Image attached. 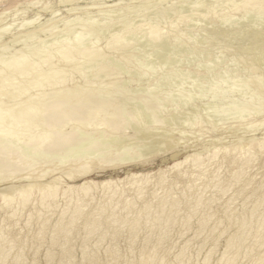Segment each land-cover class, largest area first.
Instances as JSON below:
<instances>
[{"label": "bare ground", "instance_id": "6f19581e", "mask_svg": "<svg viewBox=\"0 0 264 264\" xmlns=\"http://www.w3.org/2000/svg\"><path fill=\"white\" fill-rule=\"evenodd\" d=\"M79 1L80 0H59L58 2L61 4H65V6H69L66 8L65 12L68 11L70 13L72 12V10H75V9L77 10L78 8H80ZM161 1L163 0H119V1L117 0V1H114L113 3H109L108 5H106L105 6L106 10L105 9L104 10H105V13L107 12L109 15H112L113 17L115 16L116 20L109 23L108 21L109 20L112 21V19L109 18V15L105 14L106 18L107 16L109 18L108 21L105 22L103 18L101 17L100 19H102V22L98 23L100 21L99 20L96 23L97 27L95 26L96 29L99 30L100 34H101V31H105V30L108 32L113 31L115 33V34L112 33L114 34V36H112L114 39L112 41L113 43H111V44H114L115 47H120V46H123L124 44L125 45L127 44L125 47L128 46L129 48L130 46L128 45V42L134 40V42H136L137 44L136 46L137 49H139L140 51L139 55H136L135 58H133L135 59L134 63L138 61L137 65L139 63V66L140 65L142 66L144 64L147 70H154L155 68H157V73H159V71H161V69L164 67L168 70H172V69L174 70L175 68L179 69L178 66L179 64L182 63V60H183L181 56L184 57L186 54H189L188 52L189 49L186 47L187 45L185 46V45L179 44L178 42L172 43V41H170L167 37L163 36L162 34L163 29H161L162 26L160 27V29L155 27L153 23H155V25L157 26L158 25L156 24L157 19L152 20L153 18L151 20L154 22H152L151 25L154 26L153 30L156 29L155 31H152V27H149V28L146 27L147 29L146 31H144L143 30L144 28L142 27L143 26L142 25L141 32H144V33L141 36L140 35L136 36L137 34L135 32H131V33L128 32L129 29L120 34L119 32L121 31V29L126 28L125 27L126 25L129 26L132 23L133 20H131V23L128 24V19L130 18L132 19V17H134L135 15L137 16L138 13H141L147 8H150V6H152L153 4L157 2H161ZM165 1L166 0H164V2ZM201 1L199 0V2ZM208 1L209 0H207L206 2ZM236 1H231V2L233 3ZM89 2L90 0H88V3ZM193 2H196V1L194 0ZM38 3H39V0H0V31L2 32L4 31L3 33H5V31L8 30L7 28H9L5 25V23L1 24V22H3L2 15L7 13V11L15 7L18 8L24 5L31 6V5H35ZM217 3L219 4L218 0L215 4ZM237 3L239 2L237 1ZM158 4L161 6L160 3ZM209 4L208 6L207 5L204 6L201 3V7H199L200 6L199 4H198L199 5L198 7L202 8V6H204L207 9L211 5H215L212 2L210 6ZM44 5L46 4L44 3ZM52 6L53 8L50 11L53 13L55 11V4L51 5L49 8H51ZM178 6H180L181 8L182 5L180 4ZM227 6L228 5L224 7H227ZM99 7L98 9H100ZM217 7L218 6H216L215 8ZM44 8H46V6ZM155 8H158V6ZM212 8H214V6ZM233 8L235 9L237 7L234 6ZM240 8L241 9L251 8L252 10L251 9L250 11L247 10L249 11L248 15H245L247 13V11L245 10L246 13L243 12L244 13L243 15H245V17H242V18L237 17L238 19H235L233 21H229L227 18L228 21L226 22L225 21L223 22L220 21L219 23L211 22L209 24V23H205L204 22L205 20H204L202 21L204 22V24L202 23L203 25L201 24L202 26L198 22V26H201V29L205 33L203 36L200 35L201 37L199 39H196V38L194 39L197 41V43L199 41L198 46L200 43L205 44L206 42H215L214 44L222 43L220 44L222 46L221 47L219 46V47L220 48L223 47V50L226 48L230 56L233 55L231 57L232 59L234 56L238 58V56L240 55L239 60L242 63L241 66L244 69H247L245 72H247L248 70H251L250 72H248V73H251L252 71L255 72L256 70L258 72L260 70L261 75L258 73L260 76L257 75L258 77L254 79H251V78L247 79L246 77H244V79L246 78L244 80L242 78L243 77L242 74H240V76H242L240 78H242L241 80H243L244 82L243 84H246V85L249 84L250 86L255 88L253 90H255L256 92L260 93V95H262L264 94L263 92L264 91L263 90V85H264V40L263 39L264 38H260L261 42L263 43H255L253 39H258L256 35L257 34L256 27H258L260 24L264 25V14L262 13L264 12V1L263 0H242ZM161 9L160 11H162ZM191 9H192V6L190 8V5L188 6L185 5L183 7L184 11L183 10L182 11L186 14L187 11L188 13L191 12ZM193 9L195 8L193 7ZM85 10L86 12L83 13V14H86L85 16H87V14H89L90 12H93V11H90V9H85ZM168 10L166 12H168ZM160 11H157V12L160 13ZM220 11L222 12L221 9ZM61 12L60 14L62 16ZM150 12H151V15L154 17L155 14L154 15L152 14V9ZM224 12L226 14V11ZM173 13H171L169 10L170 15ZM205 13H202V16ZM256 13H260L261 15L258 14L257 16L255 15ZM53 14L55 15V13ZM231 14H232V11H231ZM41 15L38 13H35L33 17H31L30 19H27L26 21L24 20L19 25H16L14 22L13 24H15V26H17L18 29L16 31V29L14 28L15 33L8 34V37H6L3 41L1 39L2 42L0 41V52L3 50L2 52L6 54L5 51L9 50L11 47L9 49H6V48L10 46L11 44L16 43L17 41L20 42L21 39H29V38L33 39L36 36L38 37V35H42V34L44 35V33L49 30V29L47 30V28L45 29L46 27L45 23H47V21L51 19L48 18L46 21L45 20L44 22L42 21L43 23H40L39 21L40 24L35 25L36 21L39 20V17L41 18ZM212 15H215V13ZM159 16L161 18V15ZM166 16H168V14ZM194 16H195V13H194ZM223 16L225 17V15ZM141 17L142 16H140V19ZM51 18L53 19V17ZM147 18H149L148 15H147ZM143 19L144 17H142L141 20ZM161 19L163 20V17ZM162 20L160 22L158 20V22L161 23V25H162ZM187 20L189 22L188 17H187ZM59 21H61V19ZM83 21L84 20H82L81 22L80 21H77V22H79V24L80 23L82 24ZM88 21L90 22L91 20H88ZM93 21H91V23ZM163 21H166V20H163ZM74 22H76L75 19H74ZM87 22L85 21L84 23L86 24ZM56 23H54V25H56ZM61 23L62 22H60V24ZM60 24L59 25L57 24V25L60 26ZM2 25H4V27H1ZM71 25L75 26V24H71ZM71 25L68 26V30H69V27H71ZM91 25L93 26L94 24L92 23L90 24V26L88 24L89 27H91ZM80 26L82 28V25ZM172 26L174 25L172 24L171 27ZM191 26H190V30H191ZM198 26H195V27L197 28ZM61 28L63 29V27ZM53 29L54 28H52V30ZM96 29H92V30L95 31ZM187 29H189V27L186 28V30ZM61 30L59 31V33L65 32V30H63V32ZM79 30H82V29H79ZM190 30H188L187 32H190ZM72 31L74 30H71L70 33H72ZM88 32L89 34L90 32L92 33L91 30ZM59 33L57 32L58 37H59ZM99 33H97L96 35L97 37ZM79 34L81 36V33ZM79 34L77 33V38ZM197 34L195 33L194 35L199 36ZM84 35L85 34H82V36ZM86 35H87V32H86ZM94 35L92 36V38L94 37ZM55 36L53 35V37ZM71 37L76 38V34L75 36H70V38ZM127 38L130 40L127 41ZM43 39L47 41L45 38ZM48 39H51V38H48ZM66 40H67V37H66ZM95 40L93 38V41L90 43H93ZM181 40H184V38ZM65 41L64 43H68ZM184 41L186 43V40ZM31 42H33V40L30 41V44ZM41 42L39 43L36 40V44H40L39 45L40 47L43 44ZM54 42H52V44ZM71 42L69 41L70 44H68L67 46L64 45L63 47L61 46L59 48L57 47V45L59 44L54 43L53 46L56 45L55 47L57 49L51 46L53 50L52 48H50V51L51 50L54 52L56 51L54 53L55 55L60 54L62 57L59 56V58L61 57L63 58L62 60L66 62H70L69 61L70 55L68 54H69V51L72 52L74 50V49L69 50L73 48V47L71 48L68 47L74 41L72 43ZM78 42H75L77 44L76 45L77 47H78ZM61 43L60 45H62ZM88 43L89 41L87 42V44ZM103 43L105 45V42ZM47 44H48L47 46H49L51 43L50 44L47 43ZM84 44L85 43L81 45L82 48L80 49L75 48L77 51L76 53H78L82 57H87V58L95 55L96 61H94L93 63L95 65H92L95 67L91 68L88 65L86 67L90 68V71H89L90 73L89 72L87 73V78L90 77L92 79V77H94L96 82L90 81L87 78H85L87 82H85L86 84L82 83V85L76 82L73 84H65V82L67 81L65 79H67V77L70 78L71 75L68 76V74H65L62 71L63 69H60L59 67L54 66V64L52 63V60L54 61V59L48 57L47 54L49 52L47 49L44 48L43 46L44 44L42 45L41 48H38L39 46L36 45L37 48L33 47L34 49H32L30 45L28 44V47H30L32 50L26 53L25 55L24 53L18 54V55L15 54L11 59L6 58V60L8 61L4 62L2 60L5 59V56H7L6 54L2 56V60L0 59L1 61V64H0V210H3L6 214L9 215V217H14L15 212H19L24 207H27L28 213H27L26 218L36 220L40 217H43V215L47 213L48 208L50 207L58 208V210L55 213V218L53 220L51 219L50 221L52 230H50V232L45 235V237L49 239L50 241L57 240L56 247H54L53 245L55 244L54 242H51L50 244H46L48 245L46 247V250H44V252L45 251L46 252L45 254L42 255V257L45 255L44 257L45 264H189L188 258H187L188 262L185 261L186 259L185 256L187 254L185 250L187 246L185 244H187L188 241L187 243H183V245L185 246L182 247L181 245V248L179 246L180 250L176 252V254L174 253V255H172V259L169 258V255L172 253L171 252L172 250L170 249L171 242L169 241L170 245L167 242L168 246H170L169 248L165 244H166V241H168L167 239L169 238V236L173 237L171 234V231L172 230L174 231V229H178V227H184L186 231V228L189 227V225H191L192 223L191 220L195 216H196V222H197L195 229H194L196 232V236L197 234H201L208 228L209 226L208 223L211 220V218H213V215L214 213H216V211L212 210L213 212H211L209 210L208 212H205V209L206 208L210 209L209 208L210 202L212 201L213 203V201L217 199L213 198L214 195H211L210 197L208 196L207 199H204L203 191L206 190L207 187L210 186L211 188H213L214 194L215 193L221 194V192L223 193L225 191H228V189L233 184L241 183L238 191L235 192V194H237L238 197L240 196L239 194H241V192L249 188V186L253 183L254 179L252 177L251 178L245 177L247 174L246 173L247 169L253 166L255 161H260L264 163V133L261 136H257L251 132L252 130L254 131L256 130L258 124L256 128L252 129L251 127V130H247V129H250L249 126H253L254 124L258 122L257 121L256 123L253 124V121L250 120V121H247L248 123L246 122L244 124V125H247L249 128L247 129H245L246 127L242 128L241 132L243 133V135L238 137L237 140L224 141V139H222V137L220 136L219 137L216 136L214 138L212 137L211 139H208V140H206L205 138H201L203 133L201 132L200 129H197V127H194V126H198L199 124L198 116L202 114L203 117H206L208 120H213V121L215 120L219 122L225 119L223 118V116L225 115L227 116L228 114L227 112H229V114L231 113V116H232L234 115L232 113L235 112L236 110V109L235 110L233 109L232 111V107H231V110H226L227 112L225 111L227 114H223L222 111L220 110L222 109V106H223V105L221 106L222 104L221 103L222 101L220 100L221 98H218L220 96L218 97L212 96L209 98V100L203 101V97L199 92L195 94V91L198 90L197 88L201 85V82L206 80L210 72L209 70H211L210 68H212L213 65H215L216 63H214L212 67L209 64V68H208V64H206L207 66L202 71L203 73L201 72L202 74L198 73L200 72L199 69H195V70H198L197 74H201V76L199 75L198 78L204 79V80L199 81V79H197L200 83H197L199 84V86L197 84L196 85L194 84L193 87L195 86L197 87V88L195 87L196 90H193L194 93L191 92L190 90L192 88L189 89L188 87V89L190 90V93L192 94L188 93L187 91L188 89L186 90L187 93L185 94L184 92H182L181 94V92H178L179 90H177L179 89L178 87L179 84H182V83L185 84L184 78L187 77L186 76L187 74L185 75L186 77H183L182 73L177 74L175 73L176 71L168 72L165 68L164 69L166 70V72L161 74V72L163 71L162 70L159 74V76L162 75L161 78L157 77L156 79L155 78L153 79V75H152V79L155 80L154 83L157 84V87L151 88V90L147 89L145 92L140 93L142 89L147 88V86L144 87L143 83H147L148 85V80L146 79V77L142 79V80H146V82H143L141 80V78L145 76V75H141L142 71L139 72L140 74L138 72H134L136 76L129 75L126 78H123L122 75L125 72H123L121 66L124 65L123 61L126 58H124L123 61L120 60L121 57L115 58L116 56L115 57L109 56L110 57L109 58L106 56L108 54L105 55L104 52H102V50L85 47L86 44L85 45ZM111 44H110V47H111ZM93 45L94 44H92V46ZM86 46H90V45H86ZM107 46L109 47L108 44ZM188 46L190 48V45ZM134 47L135 46H133V48ZM24 48H22V50ZM105 48H104V51H105ZM226 49L224 51H226ZM14 50L16 51V49ZM17 50L19 51V49ZM27 51H28V48L26 52ZM198 51H200V48L198 49ZM2 52L0 53L1 55H2ZM127 52L130 53L129 51ZM73 53L75 52H72V54ZM201 53L203 54L204 52L202 51ZM228 53H227V56L229 55ZM45 54L47 55V57L45 56ZM200 54L198 53L197 58ZM202 54L201 56L203 57ZM33 56L35 58L37 56L38 58L40 57V61L43 59L41 62L43 67L46 66L45 63L47 62V67L45 69H41V67L38 66L41 64H37L39 63V61L38 62L34 61ZM53 56L54 55L52 54V57ZM132 56L134 55L132 54ZM201 56H199L200 57L199 60L202 58ZM186 57L187 56H185V59L188 58ZM75 59H76V54L71 58V60L75 61ZM189 59H187L188 61L186 60L188 65L190 61L194 60V62H196V60H198V59L196 60L195 59L189 60ZM207 59H205L204 61H206ZM44 61L45 63L43 64ZM127 61H130V60L128 59ZM184 61L185 60H183V63ZM212 61L216 62V60H212ZM194 62L192 61V63ZM236 62H237V59H236ZM205 63H207V61ZM233 63L237 64L235 62ZM186 65L184 64V66ZM239 65L240 64H238V66ZM218 66H220V64ZM158 67L160 68L162 67V68L158 69ZM224 67L227 68V66H224ZM224 67L223 69H225ZM213 68H214L213 70H215V68L217 69L216 66H214ZM239 68L237 69L238 72L240 70ZM244 69H243V72H244ZM183 72L186 73V71L184 70ZM219 72L220 71L218 72L215 71L213 73L214 74L218 73V75H220ZM233 72L234 70L232 71V75H233ZM188 73L190 74L191 71H189ZM188 76L190 77V75ZM192 76L193 74H191V77ZM212 77L208 76V78H212ZM218 77L221 78L223 76H218ZM219 78H217L218 79L217 81L214 80V82L218 83ZM228 78L230 80V76ZM236 78H239V77H236ZM105 79L113 83L112 85L116 87L117 90L114 91L113 89L111 91L110 87L112 85H108L109 82L104 81ZM192 79H191V83L187 81L188 83H190V86L192 84ZM213 79L214 78H212V80ZM225 79L227 80L226 77ZM134 81H137L140 84L138 85L133 84ZM223 81L224 80H222V82ZM219 82L221 83V81ZM237 82L235 81L234 83L237 84ZM94 83H97V84H94ZM205 83L207 84V82ZM231 83H229L230 86H231ZM212 84H215V83L212 82ZM223 84L224 83H221V86ZM240 84H242L241 81H240ZM134 85H136L137 87H134ZM205 85L201 86V88L205 87ZM246 85H243V86L245 87ZM249 85H248V88H249ZM182 86L184 87V85H181L180 87L182 88ZM213 86L214 85H212V87ZM173 87L174 88L178 87L177 89L173 90V91L178 92V95L173 94L171 95L172 97H170L169 95L166 96L165 95L167 93L166 90L167 89L171 90ZM226 87L228 88L227 85ZM219 88H222V87H219ZM28 90H31L33 92L28 93ZM229 90H231L230 87H229ZM233 90L234 89H232L231 91ZM236 90H237V87H236ZM243 90H241V93ZM245 90L247 89L245 88ZM113 91H114L113 93L114 95L112 94ZM221 91H223V89ZM217 93L215 94V96H217ZM241 93H238V95L239 94L241 95ZM220 94H222V92ZM254 94L257 95V93H254ZM211 95L212 94H210L209 96ZM252 96L254 97L253 94ZM263 96L264 95H262V97ZM246 97H247V100L246 99L245 100L248 101L249 100L248 98L250 97H248L247 95ZM258 97L261 98V96H258ZM260 98H257V99H260ZM251 99L252 98H250V100ZM253 100H256V99L253 98L252 101H250V103L252 104H249V102L248 104L254 105L255 103H257L254 101L255 103L253 104ZM263 100L261 102H263ZM200 101H203V102H200ZM244 101L243 103H246L245 105H248L247 102H244ZM6 104H8V106H5ZM224 104H227V102H225ZM260 106L262 107L263 104H261ZM237 107L240 108V106H237ZM245 108L249 111L248 109L249 107L247 108L246 106ZM255 108L256 110H259L257 109L258 105L255 106ZM188 111H190L191 113H188ZM249 112H246V111L244 112L245 118H246V114ZM215 113H220V114L222 113L221 115L223 116H220V114L218 116V114H215ZM196 114L198 115L196 116ZM251 116H249V118H251ZM227 117H230V116L228 115ZM263 119L261 122V124L263 125H261V127L264 126ZM250 123H252L253 125ZM191 128H193V130H191ZM258 129H259V126H258ZM210 131L215 132V127H212ZM36 132H38L37 135H33ZM18 134H20V136H17ZM246 134H249V135H246ZM20 139H23V140H20ZM156 159L160 161V166L163 164L169 163V162H172V163L166 166L165 170L161 168L158 169L159 172L161 170L162 172H160V174L158 172L159 174L158 176L154 175L155 178L153 176L150 177L151 175L149 174V177L153 179L150 182V187L147 189V191H145L147 193V196L145 197V201L141 202V204L138 206H136L138 202V198L143 193V191L141 190L146 188V185H143L144 183L142 184L141 187L140 185L136 184V187L132 186L133 188L131 187V185L134 183H131L130 189L132 190L133 197H131L130 199H126L127 198L126 196L122 198L121 196H123L122 194H124V190L129 187L128 183L130 181H127V184H125V185H128V187L126 186V188H124V185H122L123 183H120L123 180V178L121 180L120 178H113L112 176H109L108 178H105L103 180L96 181L90 177V174L95 170H103L107 168L108 169L126 168L129 166L136 167L139 165L144 166L146 164L152 163ZM217 159H221V161ZM223 160H226V161H229L235 164V168L230 170V176L228 177L227 184L224 186L218 183L219 182L218 171L222 164V163L220 164V162H222ZM213 164L215 165V168H212ZM60 169H63V170L55 174V172ZM36 170H38V172L34 175ZM191 171H193L194 173ZM97 173L98 172L94 174H97ZM125 173L127 175L132 174V176H140V175L144 176L146 174V177H148L147 173L145 172H131L129 168L125 170ZM155 173L157 174V172ZM187 173L188 174L191 173L194 176L192 177L190 181L192 183L188 184L189 183L188 182L187 185L186 183L183 184L180 190L181 193L175 191L176 183H173V181H176L178 178L179 179L185 178V175ZM169 175H171V177H169L171 180L168 184H165ZM141 176L140 178H142ZM130 177L131 175L128 176V179L132 178ZM146 177L144 176L143 179L146 180V183H147L150 180H148L149 177L148 178ZM134 178L137 179L138 177H134ZM76 180L77 181L79 180V182H76ZM124 180L123 182H125ZM199 180L200 182L196 183V181H199ZM136 183L141 184L140 180L139 182L137 180ZM158 190H161V192L158 193ZM235 194L230 196V198H232ZM249 194H250L249 195L250 199H252L251 201L252 204L250 205L251 206L250 208H247V207L244 208L242 206L244 209L240 210L241 212L239 211L238 213H236L234 211L235 209L233 210L230 207L231 206L230 204H232L230 203V201H232L230 199V201L227 204H225L223 208V211L226 216L225 219H227V223L223 225L215 224L213 227H211L212 229H209L210 230L209 233L210 235H212L211 238L213 239L214 237H219L225 234V237L223 236L224 237V246H223L224 249L221 248L223 249V251L221 250L222 253H220L217 260H215V264H236V259L240 254H242V252L243 254L246 252H250L256 246H257V250L259 246H261L260 248L263 247V250H261L259 253H257L256 251V256L252 258L251 256H253V253L252 254L249 253L251 254V256H249L251 258L250 260L251 263L249 264H264V207H263L264 206L263 205L264 204V173H263L261 182H259L258 185L252 189V193H249ZM88 195L90 196V198L92 197L93 205H95L96 208L98 207L97 203H101V202L102 203L105 202V208L100 209L99 207L98 209H96V212L95 210H91L86 215L85 221L81 223L82 225L80 224V227L78 228V230H79V233L80 232L82 233V235L78 241L80 245L79 251L81 252V255H80L81 257L78 255V257L80 258L75 259L76 256L74 257V255L76 253L74 254V252H76V250H74L75 249L74 244L71 243V241L69 240V235L73 231V228L76 226L77 219H79V217L81 216L84 210V207H86L87 205V202H85L84 197ZM60 198L63 199L65 203L66 202L68 203L63 204V201H62V203L60 204L59 203ZM212 198L214 200H212ZM185 199H186V202L183 203ZM235 200L237 199L235 198ZM241 203L243 204V201ZM244 203H245V200H244ZM185 204L186 206H188V208L186 209L184 206ZM29 205L30 206L33 205V207H30ZM103 219H108V222L103 223ZM28 221L30 220H27L26 222ZM15 222L17 223V219L14 220V223ZM44 223H45L44 221L42 222L39 221V224L36 229L38 233L43 230L45 226ZM173 231L172 233H174L176 230L174 232ZM185 231L183 230V232ZM7 233H8V229L6 230L2 224V226H0V264H5V263L7 264L9 260L8 257L10 256L9 254L12 251L13 247L15 246L14 243H16L17 241L16 238H13L10 241H7L6 243H4ZM91 235L95 236L94 245L93 244L91 245L90 241H86V240H89V237ZM121 237H123V239L126 240V243L124 245V251L120 250V247H119L120 245L118 244L120 243L121 240L117 242V240ZM191 237L193 239L192 235ZM221 238L222 237H220V240ZM213 239L211 241H213ZM105 240H107V245L106 246L104 245L105 247H103L102 252L104 255L102 257V254L99 255V248L102 246L101 243ZM29 241L31 242V239ZM26 242L27 241H25V243ZM38 243L40 246L41 243L37 240V244ZM173 243L174 242H172V245ZM31 245L30 247L34 246V245L31 246ZM213 245L211 246V249ZM25 247H27V244L25 245ZM15 248H16V251L14 252V255L11 257V260L9 261L11 264H23L24 261L26 260L24 256V251L22 250L23 248H21L20 245ZM199 248L200 247H198V249ZM209 249L208 251H210ZM35 250H38V249L35 248ZM29 251H30V248H29ZM173 251H176V250H173ZM197 251L199 252V250ZM211 251L213 253V250ZM35 253H33L34 258L30 260V264H38L37 262H39L37 261L35 263V257L37 256V254L36 256H34ZM208 253L209 252H207V255ZM212 255L211 256L209 255V256L212 257ZM244 255H247V253ZM247 257L246 259L249 260V258ZM202 258L204 259V256ZM206 258L204 260L206 261V264H207V261H209V259L211 258H209L208 260H206ZM196 260H194V263ZM26 263H28V261H26Z\"/></svg>", "mask_w": 264, "mask_h": 264}, {"label": "rangeland", "instance_id": "374dc122", "mask_svg": "<svg viewBox=\"0 0 264 264\" xmlns=\"http://www.w3.org/2000/svg\"><path fill=\"white\" fill-rule=\"evenodd\" d=\"M43 1V2H42ZM59 0H39V6H38V4H35V5H24V6H22V7H15V8H12V9H10L9 11H7V13H5V14H3L2 15V17H3V22H1V24H4L5 23V25L7 26V27H9V28H7L6 30L7 31H5V33H3L2 31H0V41H1V39H2V41L6 38V37H8V34H13V33H15L14 31H15V29H16V31H17V26H15V24L16 25H19L21 22H23L24 20L26 21L27 19H30L31 17H33V15L35 14V13H38V14H42L41 15V18L39 17V20H37L36 21V24L35 25H37V24H40V23H43L44 22V20L46 21L48 18L49 19H51V20H48L47 21V23H45V25H46V27H45V29L47 28V30L48 31H46L45 33H44V35L42 34V35H38V37L36 36V37H34L33 39H31V38H29V39H21L20 40V42L22 43H20L19 41H17L18 42V44H17V42L16 43H13V44H11L10 46H8L6 49H9L10 47V49L9 50H7V51H5V53L7 54V56H5V59H3L2 60V56H4V55H6V54H4V52H2V55L0 56V59L2 60V61H4V62H6V61H8V60H6V58L7 59H11L15 54H23L24 53V55L26 54V53H28V52H30L32 49H34V48H37L36 47V45L37 46H39L40 44H36V40L40 43L41 41V43H43L42 45L44 46V48L45 49H47L48 50V57H50V58H53L54 59V61L52 60V59H50V60H52V63L54 64V66L55 67H59L60 69H63L62 71L65 73V74H68V76H70V78H68L67 77V79H65V80H67L66 82H65V84H73V83H78V84H80V85H82V83L83 84H86L85 82H87V80L85 79V78H87V73L90 71V68L89 67H91V68H94L95 66H92V65H95V64H93L94 63V61H96V57H95V55H93V56H91V57H82V56H80L78 53H76L77 51H76V49L75 48H77V49H80V48H82L81 47V45H83V43H85L86 45H90V46H86L85 44V47H89V48H93V49H100V50H102V52H104V54L106 55V54H108V55H106L107 57H115V58H120V60H124V58H126L123 62H124V65H122L121 67H122V70H123V72H125L123 75H122V77L123 78H126L127 76H136L135 74H134V72H141V75H145L144 77H139V78H141V80L142 79H144L145 77H146V79L148 80V85H147V83H143L144 84V87H146L147 86V88L146 89H142L141 90V92L140 93H143V92H145L147 89H150L151 90V88H156L157 87V84H155L154 82H155V80H153L154 78L156 79L157 77H159V78H161V76L162 75H160L159 76V74H160V72H161V74L162 73H165L166 72V70L168 71V72H170V71H176L175 73H179V74H181L182 73V75H183V77H186V78H184L185 79V84L184 83H182V84H179L178 85V87H179V89H177L178 87H173L171 90L170 89H167L166 90V96L167 95H169L170 97H172L171 95H178V92H181V94H182V92H184V94L185 93H187V91H188V93H190V90H191V92H193L194 93V91L193 90H196V88L195 87H193L194 86V84L196 85L197 83H200L199 81H201V80H204V79H199L198 77H199V75L201 76V74L203 73L202 71L205 69V67L207 66L206 64H208V68H209V64H210V66L212 67V65L214 64V63H216L215 65H213V67L214 66H216L217 67V69L215 68V70H213L214 68L212 67V68H210L211 70H209L210 72H209V74H208V76H210V77H212V78H214L213 80H212V78H208V76H207V78H206V80H204V81H202V82H204V83H202L201 82V85L199 86V84H197L199 87L197 88L198 90H196L195 91V94L196 93H200L201 95H202V97H203V101H207V100H209V98L210 97H212V96H214V97H218V96H220V97H218V98H221L220 100L222 101L221 103V106H222V109H220L221 111H222V113L223 114H227V116L229 115L230 117H227L226 115V117L225 116H223V115H221L220 113H215V114H218V116H219V114H220V116H223V118H225V119H223L222 121H213V120H208L206 117H203V115L201 114L200 116H198V122H199V124H198V126H194V127H197V129H200L201 130V132L203 133V135L201 136V138H205L206 140H208V139H211L212 137L214 138V137H216V136H220V137H222V139H224V141H233V140H237L238 139V137H240V136H242L243 135V133L241 132L242 131V128H244V127H246L245 129H247V128H249L250 127V129H247V130H251V127H252V129L253 128H256V126H257V124H258V126H259V129H258V126H257V128H256V130L254 131V130H252L251 132L253 133V134H255V135H257V136H261L263 133H264V126H262L261 127V125H263V124H261V122H262V119L264 118V96L262 97V95H264V94H262V95H260V93H258V92H256L255 90H253V89H255V88H253L252 86H250L249 84H243L244 82H243V80H241L242 78L244 79V77H246L247 79L249 78H251V79H254V78H256V77H258L257 75H259L260 74V70L257 72L256 70H255V72L254 71H252L251 73H248V72H250L251 70H248L247 72H245L247 69H244L241 65H242V63H241V61L239 60V56H238V58H236L235 56L233 57V59L231 58L232 56H230V54L227 52V49H226V51H224L223 50V47L222 48H220L222 45H220V44H222V43H216V44H214L215 42H206L205 44L203 43V44H199V46H198V43H199V41H198V43H197V41L194 39V38H196V39H199L201 36H203L204 35V31L201 29V26L204 24V22L205 23H211V22H213V23H219L220 21L221 22H223V21H233V20H235V19H238L237 17H239V18H242V17H245V15H248L249 14V11H250V9L248 8V9H241L240 7H241V3H242V0H237L239 3H240V5H239V3H237V1L236 0H218L219 1V4L217 3V4H215L216 2H217V0H209L208 2H206L207 0H205V2H204V0H200L201 2H199V0H195L196 2H193L192 0H166L165 2H164V0L163 1H161V2H157V3H155V4H153L152 6H150V8H147L146 10H144V11H142L141 13H138L137 14V16L135 15L134 17H136V18H134V17H132V19L130 18V19H128V24H130L131 23V20H133L132 21V23L129 25V26H125L126 28H123L124 29V31H123V29H121V31L119 32V34L120 33H123V32H125V31H127L128 29L129 30H131V31H129L128 30V32H135L136 34H134V35H136V36H141V35H143V33L144 32H141V30H142V27L144 28L143 30L144 31H146V29L147 28H149V27H152V31H155L156 29H154L153 30V28H154V26L155 27H157V28H159L160 29V27H161V29H163L162 30V34H163V36H165V37H167L170 41H172V43L174 42V43H176V42H178L179 44H182V45H187L186 47L189 49L188 50V52H189V54H186L185 56H187L186 58L187 59H198V60H196V62H194V60H192L194 63H192V61H190L189 62V65L187 64V59H185V56L183 57V56H181V58H183V60H185L184 61V63H183V60H182V63L181 64H183V65H181V64H179V66H178V68L180 69L181 68V66H182V68L179 70V69H177V68H175L174 70L172 69V70H168V69H166L165 67V69L164 68H160V67H158V69H161V71H159V73H157V68H155L154 70H155V72H154V70H147V68L144 66V64L140 67L139 66V63H138V65H137V62L138 61H136V63H134V61H135V59H133V58H135V56L136 55H139V49H137V44H136V42H134V40H132V41H129L130 39H128L127 38V41H129V42H131V43H129L128 42V45L130 46L129 48H128V46L127 47H125L126 45L124 44L123 46H120V47H115L114 46V44H111V43H113L112 41H113V37L112 36H114V32L112 31V32H108V31H101V34L99 33V30H97L96 29V23L98 22V23H100V22H102V19H100L101 17L103 18V20L105 21V22H107L108 21V19L110 18V19H112V21L111 20H109L108 22L109 23H111V22H113V21H115L116 19H115V16L113 17L112 15H109L107 12L105 13V6L106 5H108L109 3H113L114 1H117V0H103V1H101V0H90V2H91V4H90V2L88 3V0L86 1H83V0H80L79 1V7L80 8H82V9H80V8H78L77 10L75 9V10H72V12H68V11H66L65 12V10H66V8L67 7H69V6H65V4H61V3H59L58 2ZM119 1V0H118ZM176 1V2H175ZM180 1V2H179ZM212 3H214L216 6H218L217 8H215L216 6L215 5H211V2ZM229 2V3H227V2ZM231 1H236V2H231ZM264 1V0H263ZM48 2H50V3H48ZM82 2V3H81ZM94 2H96V3H94ZM105 2V3H104ZM163 2V3H162ZM170 2V3H169ZM184 2V3H183ZM188 2H189V4H188ZM194 5H192L191 3ZM198 2V3H197ZM226 2V3H225ZM44 3L46 4V5H44ZM98 3V4H97ZM158 3H160L161 4V6L158 4ZM169 3V4H168ZM175 3H180L182 6H181V8H180V6H178V5H180V4H175ZM183 3V4H182ZM195 3H197V4H195ZM201 3H202V5H204V6H208V4H209V6L211 5L212 7L214 6V8H212L211 6L209 7V8H207L208 10H209V12H208V10L204 7V6H202V8H199V7H201ZM224 3V4H223ZM54 5L55 4V11L53 12V13H55V15L50 11L52 8H53V6L51 7V8H49L51 5ZM105 4V5H104ZM164 4H165V6H164ZM190 5V8H191V6H192V9H193V7L195 8V9H193V11H192V9H191V12H189L188 13V11L186 12V14L183 12L184 10H183V7L186 5V6H188V5ZM200 6H199V5ZM223 4V5H222ZM230 4V5H229ZM232 4V5H231ZM238 5V6H236V5ZM89 5V6H88ZM92 6V8H91V6ZM101 5V6H100ZM171 5V6H170ZM177 5V6H176ZM226 5H228L227 7H224V6H226ZM35 6V7H34ZM46 6V8H44ZM59 6V7H58ZM86 8H85V7ZM97 6V7H96ZM100 6V7H99ZM154 6V7H153ZM158 6V8H155V7H157ZM168 6H169V8H168ZM173 6V7H172ZM196 6V7H195ZM199 6V7H198ZM235 6V7H237V8H233V7ZM39 7V8H38ZM90 7V8H89ZM98 7L100 8V9H98ZM102 7V8H101ZM161 7H162V9H161ZM171 7H172V9H171ZM220 7V8H219ZM232 7V8H231ZM95 8V9H94ZM162 10V11H160V9ZM174 8V9H173ZM199 10H198V9ZM205 8V9H204ZM219 8V9H218ZM227 8H228V10H227ZM31 9V10H30ZM41 9H43V10H41ZM85 9H90V11H93V12H90L89 14H87V16H85L86 14H83V13H85L86 12V10ZM105 9V10H104ZM151 9H152V14L154 15V17L151 15ZM156 9H158V10H156ZM163 9H165V10H163ZM169 9L170 10V12L171 13H173V14H169V10H168V12H166L167 10ZM180 9V10H179ZM203 11H202V10ZM213 11H212V10ZM220 9L222 10V12L220 11ZM235 11H233V10ZM237 9H239V10H237ZM98 10V11H97ZM100 10V11H99ZM175 10V11H174ZM178 10V11H177ZM183 10V11H182ZM195 10V11H194ZM201 10V11H200ZM232 11V14H231V11ZM247 10H249V11H247V13H246V11ZM252 10V9H251ZM23 11V12H22ZM25 11V12H24ZM40 11V12H39ZM48 11V12H47ZM62 11V12H61ZM80 11V12H79ZM103 13H102V12ZM148 11V12H147ZM157 11H160V13H162V14H160L159 12H157ZM180 11V12H179ZM182 11V12H181ZM218 11V12H217ZM224 11H226V14H225V12ZM227 11H228V13H227ZM238 13H237V12ZM42 12V13H41ZM58 12V13H57ZM60 12L62 13V16H61V14H60ZM68 12V13H67ZM74 12V13H73ZM77 12V13H76ZM98 12V13H97ZM154 12V13H153ZM156 12H157V14H156ZM177 12V13H176ZM197 12V13H196ZM206 12V13H205ZM234 12V13H233ZM246 13L245 15H243L244 13ZM17 13V14H16ZM26 13V14H25ZM92 13H94V14H92ZM100 13H101V15H100ZM146 15H144V14ZM168 14V16H166V15H164V14ZM194 13H195V16H194ZM201 15H199V14ZM202 13H205V14H203V16H202ZM209 13V14H208ZM215 13V15H212V14H214ZM220 13V14H219ZM224 13V14H223ZM236 13V14H235ZM263 14H264V12H262ZM11 14H12V16H11ZM53 14V15H52ZM56 14H57V16H58V18H57V16H56ZM91 14H92V16H91ZM99 14V15H98ZM104 14V15H103ZM109 15V18H108V16H107V18H106V15ZM149 14H150V16H149ZM179 16H178V15ZM185 14V15H184ZM187 14H188V16H187ZM190 14V15H189ZM193 14V15H192ZM199 15V17H198V15ZM222 14V15H221ZM240 14V15H239ZM250 14H252V13H250ZM258 14L259 15H261L260 13H256L255 15H257L258 16ZM14 15V16H13ZM20 15V16H19ZM21 15H23V16H21ZM26 15V16H25ZM45 15V16H44ZM60 15V16H59ZM63 15H64V17H63ZM78 15V16H77ZM82 15V16H81ZM96 15V16H95ZM147 15H148V17L149 18H147ZM156 15H157V17H156ZM159 15H161V18L163 17V20H166V21H163L161 18H160V16ZM193 17H192V16ZM209 15H210V17H209ZM223 15H225V17L223 16ZM227 15V16H226ZM74 16H76L77 17V19H76V17H74ZM92 18H91V17ZM99 16V17H98ZM105 16V17H104ZM140 16H142V17H144V19L143 20H141L142 19V17H141V19H140ZM205 16H206V18H205ZM215 16V17H214ZM235 16H236V18H235ZM1 17V18H2ZM10 17V18H9ZM13 19H12V18ZM16 17V18H15ZM51 17H53V19L51 18ZM70 17V18H69ZM79 17H81V18H79ZM96 17H98V18H96ZM112 17V18H111ZM145 17H146V19H145ZM151 17V18H150ZM156 17V18H155ZM159 17V18H158ZM187 17L189 18V22L191 23V25H190V23L188 22V20H187ZM190 17H191V19H190ZM201 17V18H200ZM209 17V18H208ZM213 17V18H212ZM230 17V18H229ZM231 17H232V19H231ZM7 18H9L10 19V21H9V19H7ZM15 18V19H14ZM67 18V19H66ZM72 18V19H71ZM96 18V19H95ZM138 18V19H137ZM153 18V19H152ZM180 18V19H179ZM204 18V19H203ZM221 18V19H220ZM227 18H228V20H227ZM6 19V20H5ZM54 19H55V21H54ZM57 19V20H56ZM61 19V21H59ZM64 21H63V20ZM74 19L76 20V22H74ZM84 20L83 22H82V24L80 23L79 24V22H77V21H82V20ZM86 19V20H85ZM91 20V21H93L92 23L94 24L93 26L91 25V27H89L90 26V24H92L91 23V21L89 22L88 20ZM139 19H140V21H139ZM149 19V20H148ZM156 20L157 21V23L156 24H158L157 26L155 25V23H153V25H151L152 24V22H154V21H152V20ZM179 19V20H178ZM195 19V20H194ZM198 19V20H197ZM224 19V20H223ZM226 19V20H225ZM4 20H5V22H4ZM12 20V21H11ZM19 20H21V21H19ZM53 20V21H52ZM68 20V21H67ZM96 20V21H95ZM135 20V21H134ZM137 20V21H136ZM146 20H148L149 22H151V23H149L148 21H146ZM158 20H159V22L162 20V25H161V23H159L158 22ZM172 20V21H171ZM205 20V21H204ZM219 20V21H218ZM9 21V22H8ZM16 21H17V23H16ZM39 21H40V23H39ZM43 21V22H42ZM87 22L88 24H89V26H88V24L86 23H84V22ZM103 21V22H104ZM130 21V22H129ZM155 21V22H156ZM201 21V22H200ZM202 21H204V22H202ZM15 22V24H13ZM49 22V23H48ZM57 22V23H56ZM60 22H62L61 24H60ZM64 22V23H63ZM67 22H68V24H67ZM141 22H143V23H145V24H143V23H141ZM171 22H173V23H171ZM197 22V23H196ZM198 22H199V24L201 25L202 23V25L201 26H198ZM54 23H56V25H54ZM75 24V26L74 25H71V24ZM83 23H84V25H83ZM141 23V24H140ZM149 23V24H148ZM165 25H164V24ZM194 23V24H193ZM10 24H12V25H10ZM60 24V26H58V25ZM137 24H139V25H137ZM174 25V26H172L171 27V25ZM185 24V25H184ZM189 24V25H188ZM196 24V25H195ZM8 25H10V26H8ZM50 25H51V27L52 28H54L55 29V31H54V29L52 30V28L50 27ZM71 25V27H69V30H68V26H70ZM78 25V26H77ZM80 25H82V28H81V26ZM86 25H87V27H86ZM143 25V26H142ZM151 25V26H150ZM164 25V26H163ZM5 26V27H6ZM32 26V25H31ZM49 26V27H48ZM79 26H80V28H79ZM96 26V27H95ZM132 26H134V27H132ZM142 26V27H141ZM145 26V27H144ZM177 27V29H176V27ZM185 26V27H184ZM190 26H191V30H190ZM195 26H198L197 28L195 27ZM1 27H4V25H2ZM11 27V28H10ZM57 27H58V29H57ZM61 27H63V29L61 28ZM76 28V30H78V31H76L75 30V28ZM85 27H86V29H85ZM93 27V28H92ZM95 27V28H94ZM128 27V28H127ZM138 27V28H137ZM140 27V28H139ZM147 27V28H146ZM189 27V29H187L186 30V28H188ZM15 28V29H14ZM64 28H66V29H64ZM84 28V29H83ZM91 28V29H90ZM175 28V29H174ZM12 29V30H11ZM62 29V30H61ZM74 30V31H72V33H70V31L71 30ZM79 29H82V30H79ZM89 29V30H88ZM92 29H96L95 31H93ZM167 29V30H166ZM174 29V30H173ZM198 29V30H197ZM62 31L63 32V30H65V32H63V33H59V31ZM67 30V31H66ZM86 30H88V31H92V33L90 32V34H89V32L88 31H86ZM134 30H136V31H134ZM165 30H166V32H165ZM172 30V31H171ZM176 30V31H175ZM180 30V31H179ZM188 30H190V32H187ZM195 30V31H194ZM202 30V31H201ZM50 31V32H49ZM52 31H53V33H52ZM69 31V32H68ZM76 31V32H75ZM87 32V35H86V32ZM184 31H186V32H184ZM9 32V33H8ZM57 32L59 33V37H58V34H57ZM67 32V33H66ZM83 32V33H82ZM164 32V33H163ZM169 32V33H168ZM179 34H177V33ZM182 32H183V34H182ZM197 32H198V34H197ZM256 32H257V37H258V39H253L254 41H255V43H263V42H261V40H260V38H264V25H262V24H260L258 27H256ZM48 33V34H47ZM50 33V34H49ZM55 36V37H53V35ZM65 33V34H64ZM76 34V38L75 37H71L70 38V36H75V34ZM77 33L79 34V33H81V36H80V34H79V36H78V38H77ZM94 33H95V35H94ZM97 33H99V35H98V37L96 36L97 35ZM112 33H114V34H112ZM140 33V34H139ZM142 33V34H141ZM171 33V34H170ZM186 33V34H185ZM196 33L197 35H199V36H196V35H194V34ZM199 33H201V34H199ZM61 34H63V35H61ZM70 36H69V35ZM82 34H85L84 36H82ZM127 34V33H126ZM190 34V35H189ZM48 35H50V36H48ZM64 35H66V36H64ZM94 35V42L93 43H90V42H92L93 41V38H92V36ZM181 35V36H180ZM189 37H188V36ZM191 35H193V36H191ZM201 35V36H200ZM40 36V37H39ZM44 36V37H43ZM60 36H62V37H60ZM87 36H89V37H87ZM110 36V37H109ZM2 37V38H1ZM64 37V38H63ZM66 37H67V40H66ZM87 37V38H86ZM91 37V38H90ZM36 38V39H35ZM43 38H45L47 41H45ZM48 38H51V39H48ZM53 38H57L56 40L58 41H56L55 39H53ZM59 38V39H58ZM62 38H63V40H62ZM76 39V41H75V39ZM81 38H82V40H81ZM89 41V43L87 44V40ZM111 38V39H110ZM180 38V39H179ZM184 38V40H186V43H185V41L184 40H181V39H183ZM187 38V39H186ZM191 38V39H190ZM35 39V40H34ZM42 39V40H41ZM61 39V40H60ZM74 39V40H73ZM85 39V40H84ZM110 39V40H109ZM174 39H176V40H174ZM23 40V41H22ZM25 40V41H24ZM33 40V42H31V44L32 45H34V46H32L31 44H30V41H32ZM55 42H54V41ZM66 40V41H65ZM74 42H73V41ZM80 42V43H82V44H80L78 41ZM85 42H84V41ZM91 40V41H90ZM108 40V41H107ZM188 40V41H187ZM264 40V39H263ZM1 41V42H2ZM35 41V42H34ZM45 41V42H44ZM51 41V42H50ZM62 43H61V42ZM64 41L65 42H68V43H64ZM69 41L72 43L71 45H69L68 47H73V48H71V49H69V50H72V49H74L72 52H75V53H73L72 54V52H70L69 50V54L68 55H70V62H66V61H64V60H62L63 58H61L62 56L60 55V54H58V55H55L54 53L56 52H54V51H52L53 50V48L51 47V46H53V44L54 43H57V44H59L60 45V43L62 44V45H57V47L59 48V47H63L64 45H68V44H70L69 43ZM190 41V42H189ZM193 41V42H192ZM195 41V42H194ZM23 42H24V44H23ZM27 42H29V43H27ZM52 42H54L53 44H52ZM75 42H78V47L76 46L77 44L75 43ZM103 42H105V45H104V43ZM133 42V43H132ZM188 42V43H187ZM192 42V43H191ZM27 45H26V44ZM36 45H35V44ZM47 43H51L49 46H47L48 44ZM74 43H75V45H74ZM109 45V47L107 46V44ZM184 43V44H183ZM197 43V44H196ZM211 43H212V45H211ZM28 44L30 45V47L32 48H30V47H28ZM46 44V45H45ZM92 44H94L93 46H92ZM110 44H111V47H110ZM194 44V45H193ZM13 45V46H12ZM15 45V46H14ZM26 45V46H25ZM42 45H41V47H42ZM188 45H190V48H189V46ZM200 45H201V47H202V49H201V47H200ZM216 45V46H215ZM17 46V47H16ZM22 46H24V47H22ZM47 46V47H46ZM56 45H54L53 47L55 48V49H57L56 47H55ZM133 46H135L136 47V49L138 50V52H137V50L135 49V47L133 48ZM195 46V47H194ZM220 46V47H219ZM19 47H21V48H19ZM34 47V48H33ZM40 46L38 47V48H41ZM84 47V46H83ZM106 47V48H105ZM110 48V49H108V48ZM125 47V48H124ZM198 47V48H197ZM217 47V48H216ZM218 47H219V49H218ZM22 48H24L23 50H22ZM27 48H28V51L26 52V50H27ZM50 48H52V50L50 51ZM104 48H105V51H104ZM131 48H133L134 50H136V51H134L133 49H131ZM200 48V51H198V49ZM14 49H16V51L14 50ZM17 49H19V51H20V53H19V51L17 50ZM107 49V50H106ZM123 49V50H122ZM127 49V50H126ZM129 49H131V50H129ZM193 49V50H192ZM110 50V51H109ZM112 50H114V51H112ZM194 50H196V51H194ZM217 50V51H216ZM17 51H18V53H17ZM121 51H122V53H121ZM125 51H126V53H125ZM127 51H129L130 53H132L133 51V55L134 56H132V54H130V53H128ZM193 53H192V52ZM204 52L203 54L201 53V52ZM223 51H224V53H223ZM0 52V53H1ZM15 52V53H14ZM51 52H53V53H51ZM112 52V53H111ZM196 52V53H195ZM200 54H202L203 55V57H205V58H203L202 56H201V54L199 55V56H201L202 58L199 60V56H198V58H197V55H198V53ZM8 53H9V55H8ZM12 53V54H11ZM191 53H192V55H191ZM227 53L229 54L228 56H227ZM45 54V56L47 57V55ZM52 54L54 55L53 57H52ZM76 54V59H75V61H72L71 60V58L74 56ZM111 54V55H110ZM119 54V55H118ZM121 54V55H120ZM123 54H125V55H123ZM129 54V55H128ZM49 55H51V56H49ZM114 55V56H113ZM127 55V56H126ZM189 55V56H188ZM9 56V57H8ZM59 56H61L60 58H59ZM72 56V57H71ZM118 56V57H117ZM125 56V57H124ZM191 56H193V57H191ZM207 56V57H206ZM209 56V57H208ZM230 56V57H229ZM69 57V56H68ZM109 57V58H110ZM132 57V58H131ZM130 60V61H127L128 59ZM208 58V59H207ZM33 59H34V61H39V63H37V64H41V65H38V66H40L41 67V69H45L46 67H47V62L45 63V61L43 62V64L45 63L46 64V66L45 67H43V65H42V60L40 61V57L38 58V56L35 58L34 56H33ZM57 59V60H56ZM65 59V58H64ZM89 59V60H88ZM137 59V58H136ZM189 59V60H190ZM205 59H207L206 61H207V63H205L206 61H204ZM216 60V62L215 61H212V60ZM232 61H230V60ZM235 59V60H234ZM236 59H237V62H236ZM66 60V59H65ZM133 60V61H132ZM187 60V61H186ZM210 60V61H209ZM224 60V61H223ZM239 60V61H238ZM58 61V62H57ZM198 61V62H197ZM201 62H203V63H201ZM209 62V63H208ZM233 62H235V63H237V64H234ZM190 63H191V65H190ZM218 63V64H217ZM233 63V64H232ZM0 64H1V61H0ZM184 64L186 65V66H184ZM220 64V66H218ZM238 64H240L239 66H238ZM89 66L88 68L86 67V66ZM136 65V66H135ZM203 65V66H202ZM205 65V66H204ZM223 65V66H222ZM236 65V66H235ZM3 66V65H2ZM184 66V67H183ZM188 66V67H187ZM200 66V67H199ZM224 66H227V68H225ZM230 68H229V67ZM39 67V68H40ZM223 67L225 68V69H223ZM234 68V69H232V68ZM240 69V70H242V71H240L239 70V72H238V68ZM143 68V69H142ZM188 69L189 71H191V73L189 74L188 72V70H186V69ZM218 68H219V70H218ZM228 68H229V70H228ZM237 68V69H236ZM241 68H243L244 69V72H243V69H241ZM87 69H88V71H87ZM146 69V70H145ZM149 69V68H148ZM195 69H199V71L200 72H198V70H195ZM227 69V70H226ZM179 72H178V71ZM183 70L184 71H186V73H184L183 72ZM213 70V71H212ZM222 70H223V72H222ZM234 70V72H235V74H236V76H235V74H234V72H233V75H232V71ZM147 73H146V72ZM151 73H150V72ZM188 71V72H187ZM211 71H212V73L213 72H218V71H220L219 72V74L220 75H218V73H216V74H212L211 73ZM145 72V73H144ZM193 72V73H192ZM197 72L198 73H201V74H197ZM226 72V73H225ZM229 72H231V73H229ZM238 74H237V73ZM241 72V73H240ZM90 73V72H89ZM148 73H150V74H148ZM174 73V72H173ZM174 73V74H175ZM224 73V74H223ZM254 73V74H253ZM259 73V74H258ZM132 74V75H131ZM140 74V73H139ZM187 74V75H186ZM191 74H193V76L191 77ZM194 74H196V75H194ZM210 74H212V75H210ZM227 74V75H226ZM228 74H229V76H230V80H229V76H228ZM231 74V75H230ZM240 74H242V76H240ZM248 74H250V75H248ZM147 75V76H146ZM152 75H153V79H152ZM186 75V76H185ZM188 75H190V77L188 76ZM225 75V76H224ZM239 75V76H238ZM247 75V76H246ZM255 77H254V76ZM261 75V74H260ZM259 75V76H260ZM67 76V75H66ZM196 76H197V78H196ZM215 76V77H214ZM218 76H223V77H221V78H223V79H221V78H219ZM225 77L227 78V80H229V81H227L226 79H225ZM233 77V78H232ZM236 77H239V78H236V80H235V78ZM240 77H242V78H240ZM149 78H150V80H149ZM188 78H189V80H188ZM192 78H194V79H192ZM196 78V79H195ZM217 78H219V81H221V83H224L222 86H221V83L218 81V83L217 82H214V80L215 81H217L218 79ZM245 78V79H246ZM70 79H72V80H70ZM86 81H85V80ZM88 80H90V81H95L96 82V80H95V78L94 77H92V79L89 77V78H87ZM94 79V80H93ZM152 79V80H151ZM191 79H192V84H191V86H190V83H191ZM197 79H199V81L197 80ZM221 79V80H220ZM231 79H233V80H231ZM237 79H239L241 82H242V84L243 85H246L245 87L242 85V84H240V81L239 80H237ZM244 79V80H245ZM70 80V81H69ZM222 80H224L223 82H222ZM104 81H107V82H109L107 79H105ZM143 82H146V80H142ZM187 81H189L190 83H188ZM195 81V82H194ZM211 81V82H210ZM231 81H232V83H231ZM237 82V84L236 83H234V82ZM135 82V83H134ZM133 82V84H140L139 82H137V81H134ZM137 82V83H136ZM153 82V83H152ZM205 82H207V84L205 83ZM210 82V83H209ZM212 82L213 83H215V84H212ZM228 82V83H227ZM97 83H99V82H97ZM97 83H94V84H97ZM151 83V84H150ZM211 84V85H209V84ZM220 83V84H219ZM225 83H227V84H225ZM229 83H231V86L233 87H231L230 86V84ZM93 84V85H94ZM113 83H111V82H109V84L108 85H112ZM206 84V85H205ZM218 84H219V86H218ZM229 84V85H228ZM232 84H234V85H232ZM236 84V85H235ZM107 85V84H106ZM181 85H184V87L182 86V88H184V89H182L180 86ZM205 85V87H202L201 88V86H204ZM209 85V86H208ZM212 85H214L213 87H212ZM225 85V86H224ZM226 85L228 86V88L226 87ZM248 85H249V88H248ZM217 86H218V88H217ZM114 86L112 85L111 87H110V89H111V91L114 89V91L115 90H117L116 89V87H114ZM134 87H137L136 85H134ZM133 87V88H134ZM188 87H189V89L190 88H192V89H188ZM217 88V90H216V88ZM219 87H222V88H219ZM229 87L231 88V90L232 89H234L233 91H231V90H229ZM236 87H237V90H236ZM238 87H240V88H238ZM252 87V88H251ZM258 87V86H257ZM195 88V89H194ZM200 88V89H199ZM214 88V89H213ZM227 88V89H226ZM242 88V89H241ZM245 88L248 90H245ZM174 89H177V90H179L178 92H176V91H173ZM188 89V90H187ZM219 89V90H218ZM223 89V91H221ZM226 89V90H225ZM238 89H239V91H238ZM243 90L242 91V93H241V90ZM250 89H252V90H250ZM34 90V89H33ZM181 90V91H180ZM187 90V91H186ZM230 91V92H228V91ZM263 90H264V85H263ZM114 91L112 92V94L114 93ZM172 91V92H171ZM216 91V92H215ZM220 91V92H219ZM31 92H33V91H31V90H28V93H31ZM170 94H169V93ZM174 92V93H173ZM212 92H214V93H212ZM218 92V93H217ZM222 92V94H220ZM223 92H225V93H223ZM250 92H251V94H250ZM252 92H254V93H257V95L258 96H261V98L260 97H258L256 94H254V93H252ZM264 92V91H263ZM111 93V92H110ZM217 93V96H215V94ZM238 93H241V95L239 94L238 95ZM246 93V94H245ZM180 94V93H179ZM190 94H192V93H190ZM210 94H212L211 96H209ZM219 94V95H218ZM244 95V97H243V95ZM250 94V95H249ZM252 94L254 95V97L252 96ZM114 95V94H113ZM246 95L248 96V97H250V96H252V97H250V98H254V99H256V100H258V101H256V100H253V104L255 103V102H257V103H255L254 105H249V104H252V103H250V101H252V99L250 100V98H248L249 100L248 101H246L247 100V97H246ZM257 96V97H256ZM257 98H260V99H257ZM263 98V99H262ZM245 101H244V100ZM263 100V102H261ZM203 101H200V102H203ZM243 101L244 102H247V104H248V102H249V104L248 105H245L246 103H243ZM255 101V102H254ZM225 102H227V104H224ZM261 102V103H260ZM239 105H238V104ZM241 103H243L244 105H245V107L247 106V108L249 109V111L244 107V105L243 104H241ZM229 104V105H228ZM261 104H263V106L261 107L260 105ZM226 105H227V107H226ZM258 105V108L257 109H259V110H256V108H255V106H257ZM5 106H8V104H6ZM229 106V107H228ZM237 106H240V108L239 107H237ZM254 106V107H253ZM259 106H260V108H259ZM231 107H232V111H233V109L235 110V112H233L232 114H234V115H232L231 116V113L229 114V112H227L226 110H231ZM228 108V109H227ZM237 108H239V109H237ZM246 109V110H244V109ZM261 110V111H260ZM225 113H224V112ZM231 111V112H232ZM243 111V112H242ZM249 112V113H247V114H249V115H247L246 113V118H245V115H244V112ZM220 112V111H219ZM188 113H191L190 111H188ZM242 113V114H241ZM250 113H252V114H250ZM255 113V114H254ZM199 114V113H198ZM198 114H196V116L198 115ZM254 114V115H253ZM243 115V116H242ZM252 115V116H251ZM249 116H251V118H249ZM222 118V117H221ZM228 118V119H227ZM246 119V120H245ZM221 120V119H220ZM250 120H252L253 121V124L254 123H256L257 121V123L256 124H254L255 125V127H254V125L252 124V123H250V124H252L253 126H247V125H244L247 121H250ZM264 120V119H263ZM264 122V121H263ZM248 123V122H247ZM260 123V124H259ZM212 127H215V132L213 131V132H211L210 130H211V128ZM261 128V129H260ZM195 129V128H194ZM191 130H193V128H191ZM190 131V130H189ZM254 131V132H253ZM250 132V133H251ZM261 132V133H260ZM37 133L38 132H36L35 134H33V135H37ZM251 133V134H252ZM246 135H249V134H246ZM245 135V136H246ZM17 136H20V134H18ZM20 140H23V139H20ZM189 144V143H188ZM219 158V157H218ZM217 160H220L221 161V159H217ZM216 160V161H217ZM220 161H218V162H220ZM157 163V164H156ZM172 162H169V163H166V164H163V165H161L160 166V161L158 160V159H156V160H154L152 163H149V164H146V165H139V166H136V167H131V166H129V167H126V168H116V169H103V170H95V171H93L91 174H90V177L91 178H93L94 180H96V181H100V180H103V179H105V178H108L109 176H112L113 178H120L121 180H122V178H123V180H124V178H125V182H123V180L120 182V183H123L122 185H124V188H126V186L128 187V185H129V187L128 188H126L125 190H124V194H122L123 196H121V198L122 197H124V196H126L127 198L126 199H130L131 197H133V195H132V190L130 189L132 186L133 187H136V184L137 185H140V187L142 186V184L143 185H146V188H144L143 190H141V191H143V193L139 196V198H138V202H137V204H136V206H138V205H140L141 204V202H143V201H145V197L147 196V193L145 192V191H147V189L150 187V182H151V180L153 179V178H150V177H154L155 178V176H158L159 174H160V172H162V170L159 172L158 171V169H164L165 170V168H166V166H168V165H170ZM222 163V164H221ZM220 164H221V167H220V169H219V171H218V173H219V176H218V178H219V184H221V185H226L227 184V181H228V177L230 176V170H232V169H234L235 168V164L234 163H231V162H229V161H226V160H223L222 162H220ZM155 165V166H154ZM130 169L131 170V172H145V173H147V175H148V177H149V174L151 175L150 177H149V179L148 180H150V181H148L147 183H146V180H144L143 178H144V176L146 177V174L143 176H141L142 178H140V176H132V174H129V175H131V179H128V176L129 175H127L126 173H125V170H127V169ZM151 168V169H150ZM212 168H215V165L213 164L212 165ZM63 169H60V170H58V171H56L55 172V174L56 173H59V172H61ZM119 170V171H118ZM137 170V171H136ZM164 170H163V172H164ZM211 171V170H210ZM24 172V171H23ZM38 172V170H36L35 171V173H34V175L36 174ZM96 172H98L97 174H94V173H96ZM100 172V173H99ZM103 172V173H102ZM155 172H157V174L155 173ZM158 172H159V174H158ZM190 172V171H189ZM191 172H193V171H191ZM21 173V172H20ZM25 173V172H24ZM89 173V172H88ZM108 173V174H107ZM152 173V174H151ZM154 173V174H153ZM194 173V172H193ZM196 173V172H195ZM247 174H246V176L245 177H247V178H253L254 180H253V183L249 186V188L248 189H246V190H244L243 192H241V194H239L240 196L238 197L237 196V194H235V192L236 191H238V189H239V186H240V184L241 183H237V184H233L229 189H228V191H225V192H223V193H225V194H223L222 192H221V194L220 193H215L214 194V190H213V188H211L210 186L209 187H207L206 188V190H204L203 191V195H204V199H207V197L209 196H211V195H214L213 196V198H215V199H217V200H215V201H213V203H212V201L210 202V205H209V208L210 209H205V212H208L209 210L211 211V212H213L212 210H214V211H216V213H214V215H213V218H211V220L209 221V223H208V230L209 229H212L211 227H213L215 224H220V225H223V224H225V223H227V219H225V213H224V211H223V208H224V205L225 204H227L229 201H230V199L233 201H230V203H232V204H230L231 206V209H235L234 211L236 212V213H238L240 210H243L245 207H247V208H250L251 206V201H252V199H250V197H249V193H252V189L254 188V187H256L257 185H258V183L259 182H261V180H262V177H263V173H264V163H262V162H260V161H255L254 162V164H253V166H251L250 168H248L247 169V172H246ZM165 174V173H164ZM172 174V173H171ZM59 175V174H58ZM155 175V176H154ZM95 176V177H94ZM134 177H138L137 179L136 178H134ZM148 177H146V178H148ZM169 177H171V175H169L168 176V178H167V181H166V183L165 184H168L169 182H170V178ZM192 177H194L191 173L190 174H186L185 175V178H183V179H177L176 181H173V183H176L175 184V191H177V192H179V193H181V188H182V185L183 184H185L186 183V185H187V183L188 184H190V183H192V182H190L191 181V179H192ZM127 178V179H126ZM133 180V181H132ZM137 180H138V182H139V180H140V183L141 184H139V183H136L137 182ZM246 180V179H245ZM127 181H130L129 183H128V185H125V184H127ZM132 181V182H131ZM142 181V182H141ZM244 181V180H243ZM76 182H79V180L77 181L76 180ZM200 182V180L199 181H196V183H199ZM131 183H134V184H132L131 185ZM147 184H148V186H147ZM130 185H131V187H130ZM185 186V185H184ZM132 187V188H133ZM128 189V190H127ZM250 191V192H249ZM161 192V190H158V193H160ZM248 192V193H247ZM246 193V194H245ZM233 194H235L236 195V197H235V195L232 197V198H230V196H232ZM186 195V194H185ZM185 195H183V196H185ZM248 196V197H247ZM217 197V198H216ZM238 197V198H237ZM245 197V198H244ZM212 198V200H214ZM235 198L237 199V200H235ZM84 199H85V202H87V205H86V207H84V210H83V212H82V214H81V216L79 217V219H77V223H76V226L73 228V231L71 232V234L69 235V240L71 241V243H73L74 244V250H76V252H74V257H75V259H79L81 256V252L79 251L80 250V245H79V239H80V237H81V235H82V233L80 232L79 233V230H78V228L80 227V224L81 223H83V221H85V218H86V215L91 211V210H95V212H96V209H98L99 207H100V209H103V208H105V202H101V203H97L98 204V207L96 208L95 207V205H93V200H92V197L90 198V196L88 195V196H85L84 197ZM248 199V200H247ZM250 199V200H249ZM103 200V199H102ZM244 200H245V203H244ZM246 200H247V202H246ZM62 201H63V199H59V203L61 204L62 203ZM68 201V200H67ZM243 201V204L241 203ZM184 202H186V199L183 201V203ZM248 202H250V203H248ZM68 202H66L65 203V201H63V204H67ZM248 204V205H247ZM245 205H247V206H245ZM264 205V204H263ZM30 206V205H29ZM185 206V209L186 208H188V206H186V204L184 205ZM244 208H243V207ZM262 206V205H261ZM30 207H33V205H31ZM63 207H65V206H63ZM264 207V206H263ZM262 207V208H263ZM29 208V207H28ZM94 208V209H93ZM241 208V209H240ZM261 208V207H260ZM58 210V208L57 207H50V208H48V211H47V213L46 214H44L43 215V217H40V218H38V219H27L26 217H27V207H24L21 211H19V212H15V215H14V217H9V215L8 214H6L3 210H0V226H2V224H3V227H5V229L7 230L8 229V233H7V235H6V239H5V241H4V243H6L7 241H10L11 239H13V238H16L17 239V241H16V243H14V247H13V249H12V251H13V253H12V251L10 252V256L8 257L9 258V260H11V257L14 255V252L16 251V248L15 247H18L19 245H20V247L21 248H23L22 250L24 251V256H25V258H26V260L24 261V263L25 264H30V260L32 259V258H34L33 257V253H35L34 254V256H36V254H37V258L35 257V263L37 262V261H39V262H37L38 264H45V255L42 257V255L43 254H45V252H44V250H46V247L48 246V245H46V244H50L51 242H54L55 244H53L54 245V247H56V242H57V240L56 241H50L49 239H47L46 237H45V235L47 234V233H49L50 232V230H52V228H51V223H50V221H51V219L53 220L54 218H55V213H56V211ZM230 210V209H229ZM241 212V211H240ZM15 219H17V223L15 222L14 223V220ZM27 220H30V221H28V222H26ZM39 221H44L45 223H44V228H43V230L41 231V232H37L36 231V229H37V226H38V224H39ZM104 222H108V219H103V223ZM191 225H189V227H187L186 228V231H185V228L184 227H178V229H174V233H172V231H171V234H172V236L173 237H171V236H169V238L167 239L168 241H166V246L169 248L170 246V249L172 250H170L172 253L169 255V258H171L172 259V255H174V253L176 254V252H178L179 250H180V248H181V245H182V247L183 246H187L186 247V256H185V261L186 262H188L189 264H201L202 262H203V260L206 258V260H208L209 258H211V259H209V261H207V264L209 263V264H215V260H217V258H218V256L220 255V253H222V251H223V249H224V237H225V234L224 235H222V236H219V237H214V239L213 238H211L212 237V235H210V230L208 231L207 229L204 231V232H202L201 234H197V236H196V232H195V226H196V216L195 217H193L192 218V220H191ZM22 223V224H21ZM12 224V225H11ZM82 225V224H81ZM26 229H25V228ZM180 228V229H179ZM184 228V229H183ZM21 229V230H20ZM193 229V230H192ZM27 231V232H25V231ZM183 230L186 232H183ZM189 230V231H188ZM29 231V232H28ZM78 231V232H77ZM188 231V232H187ZM194 231V232H193ZM182 234H181V233ZM206 233H207V235H206ZM28 236H27V235ZM170 234V235H171ZM179 234H180V236H179ZM177 235V236H176ZM182 235V236H181ZM185 235V236H184ZM191 235L193 236V239H192V237H191ZM196 236V238H195V236ZM198 235H200V236H198ZM26 236V237H25ZM209 236V237H208ZM224 236V237H223ZM207 237V238H206ZM220 237H222L221 238V240H220ZM27 238V239H26ZM188 238V239H187ZM217 238V239H216ZM26 239V240H25ZM31 239V242L29 241ZM123 237H121V238H119L118 240H117V242H119L120 240V243H118L120 246V250L122 251H124V245H125V243H126V240L125 239H123ZM190 239V240H189ZM213 239V241H211ZM33 240V241H32ZM37 240L41 243L40 244V246H39V243L37 244ZM203 242H202V241ZM218 240V241H217ZM25 241H27L26 243H25ZM78 241V242H77ZM86 241H90V243H91V245L93 244L94 245V243H95V236L94 235H91L90 237H89V240H86ZM125 241V242H124ZM171 242V245H170V242ZM184 241V242H183ZM187 241H188V243H187ZM201 241V242H200ZM30 242V243H29ZM35 242V243H34ZM93 242V243H92ZM124 242V243H123ZM169 243V245L170 246H168V243ZM172 242H174L173 243V245H172ZM216 242H218V243H216ZM123 243V244H122ZM183 243H187V244H185V245H183ZM203 243V244H202ZM27 244V247H25V245ZM31 246H33V247H30V245ZM102 246L99 248V255L100 254H102V257H103V247H105L106 245H107V240H105V241H103L102 243ZM122 244V245H121ZM199 244V245H198ZM214 244V245H213ZM39 247H37V246ZM99 245H100V243H99ZM105 245V246H104ZM177 245V246H176ZM202 245V246H201ZM213 245V247H212V249H211V246ZM215 245H216V247H215ZM122 246V247H121ZM175 246V247H174ZM179 246H180V248H179ZM118 247V248H119ZM174 249H173V248ZM192 247V248H191ZM194 247V248H193ZM198 247H200L199 249H198ZM209 247H210V249H209ZM261 246H259L258 247V250H257V246L253 249V250H251L250 252H246L247 253V255H244V254H246V253H244L243 254V252H242V254L245 256H243L242 254H240L238 257H237V259H236V264H243V263H245V264H249V263H251V258L252 257H255L256 256V251H257V253H259L261 250H263V247L262 248H260ZM29 248H30V251H29ZM35 248H37L38 250H35ZM79 248V249H78ZM102 248V249H101ZM123 248V249H122ZM175 248H177V249H175ZM215 248V249H214ZM221 248H223V249H221ZM28 249V250H27ZM34 249V250H33ZM196 249V250H195ZM208 249L211 251V250H213V253H212V251H211V253H210V251H208ZM256 249V250H255ZM73 250V251H74ZM78 250V251H77ZM173 250H176V251H173ZM188 250V251H187ZM192 250V251H191ZM195 250V251H194ZM197 250H199V252L197 251ZM222 250V251H221ZM190 251V252H189ZM194 251V252H193ZM209 252L208 253V255H207V252ZM215 251V252H214ZM29 252V253H28ZM102 252V253H101ZM198 252V253H197ZM12 253V254H11ZM188 253H190V254H188ZM195 253H197V254H195ZM206 253V254H205ZM249 253H253V256H251V254H249ZM255 253V254H254ZM213 254V255H212ZM78 255L80 256V257H78ZM188 255V256H187ZM192 257H190V256ZM196 255H197V257H196ZM207 255V256H206ZM212 255V257H210V256ZM39 256V257H38ZM204 256V259L202 258ZM243 256V257H242ZM248 256V257H247ZM249 256H251V258L249 257ZM28 257V258H27ZM31 257V258H30ZM44 258V259H42V258ZM105 257V256H104ZM246 257L247 258H249V260L248 259H246ZM39 258V259H38ZM187 258H188V261H187ZM198 258V259H197ZM241 258V259H240ZM191 259V260H190ZM197 259V260H196ZM203 259V260H202ZM8 260V262H7V264H11L10 263V261ZM194 260H196L195 261V263H194ZM200 260V261H199ZM26 261H28V263H26ZM202 261V262H201ZM44 262V263H43ZM192 262V263H191ZM23 263V264H24ZM6 264V263H5ZM202 264H206V261L204 260V262L202 263Z\"/></svg>", "mask_w": 264, "mask_h": 264}]
</instances>
